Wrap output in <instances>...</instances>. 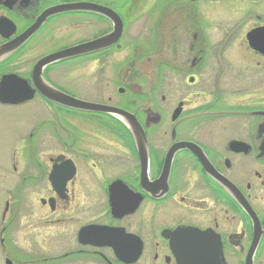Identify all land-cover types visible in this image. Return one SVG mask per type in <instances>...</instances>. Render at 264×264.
<instances>
[{
	"label": "flooded vegetation",
	"instance_id": "obj_1",
	"mask_svg": "<svg viewBox=\"0 0 264 264\" xmlns=\"http://www.w3.org/2000/svg\"><path fill=\"white\" fill-rule=\"evenodd\" d=\"M35 24L0 59L43 115L0 264H264V0H0V45Z\"/></svg>",
	"mask_w": 264,
	"mask_h": 264
},
{
	"label": "rangeland",
	"instance_id": "obj_2",
	"mask_svg": "<svg viewBox=\"0 0 264 264\" xmlns=\"http://www.w3.org/2000/svg\"><path fill=\"white\" fill-rule=\"evenodd\" d=\"M125 42L130 41L126 40ZM50 45L51 44H45L39 48L43 51ZM33 55L35 56L36 54ZM31 57L34 58L33 56H30V58ZM180 59L183 62L185 61L186 56H180ZM175 61H177V63L180 62L176 57ZM21 69L24 70L26 67L22 65ZM42 117L43 115L41 112L35 110L33 102L17 106L0 103V226L3 225L1 214L6 200L9 202V209L6 214V221H8L12 217L13 208L16 204L15 192L17 191L19 178L24 174L31 173V170L28 168L30 164V154L26 148L30 143L29 133L33 124ZM46 148V145L42 147L44 161L47 160V155L51 154V152L45 151ZM13 167H16V170H13ZM35 195L37 199L39 195ZM36 199L33 197L34 201ZM17 224L18 221L14 223L15 228L17 227ZM14 227L9 230V233H7V238L15 241L18 230L15 231Z\"/></svg>",
	"mask_w": 264,
	"mask_h": 264
},
{
	"label": "water",
	"instance_id": "obj_3",
	"mask_svg": "<svg viewBox=\"0 0 264 264\" xmlns=\"http://www.w3.org/2000/svg\"><path fill=\"white\" fill-rule=\"evenodd\" d=\"M75 8H76V6L57 7L55 9H52L50 11V14L54 13L56 11H65V10H71V9H75ZM37 26H38L37 24L33 25L30 29H28L26 32H24L19 37L9 41L8 43L0 45V59L8 56L13 51H15L18 47H20L28 39V37L34 32V30L37 28ZM120 33H121V22L119 23L118 30L115 31L114 33L110 34L107 37L97 39V40H93V41H90L87 43L79 44V45L67 48L65 50H62V51H59V52H56L53 54H49L47 56L42 57L34 65L33 72H32L34 82L36 83V88L43 95L52 98V96L54 95L53 89L47 83H45L41 77V69L43 66H45L46 64H49L53 61L59 60V59H63V58L70 57L73 55L82 54V53H85L87 51L96 49L98 47H103L106 44L113 43L114 41H116L118 39V37L120 36ZM259 33H261V32H259ZM260 36L261 35H259V38L256 36H253L251 38L249 37L250 38L249 40L253 44L254 48L262 50L263 46L261 45V41L263 39ZM33 94H34V89L32 87H30L24 79L16 76L15 74H4L1 76V78H0V103L9 104V105L20 104V103H23V102L31 99ZM60 102L63 105H67V106L71 105V106H75V107H78L81 109L93 106V105H90L87 103H81L79 101H75V100L71 99V97H68L66 95H61V94H60ZM113 187H114V185H112L110 187L111 191H112ZM6 208H7V205H6ZM98 228L102 229V230L105 229V227H98ZM139 251H140V249L136 251L135 257L133 259H136V257L139 254Z\"/></svg>",
	"mask_w": 264,
	"mask_h": 264
}]
</instances>
